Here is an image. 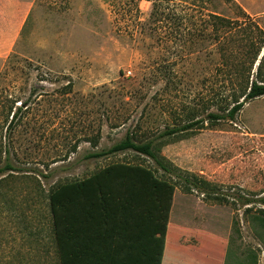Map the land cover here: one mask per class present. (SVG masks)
Masks as SVG:
<instances>
[{"label":"rangeland","instance_id":"obj_1","mask_svg":"<svg viewBox=\"0 0 264 264\" xmlns=\"http://www.w3.org/2000/svg\"><path fill=\"white\" fill-rule=\"evenodd\" d=\"M54 1L0 0V47L9 46L0 53V167H15L0 174V264H59L49 194L111 164L172 183L171 223L183 218L217 236L206 241L209 257L264 264V96L234 120L207 119L226 115L246 86H219L221 22L212 15L232 23L244 55L234 27L251 19L264 31V0H167L158 29L155 0ZM191 119L203 122L159 138ZM128 131L154 140L172 172L134 151L86 158Z\"/></svg>","mask_w":264,"mask_h":264},{"label":"trees","instance_id":"obj_2","mask_svg":"<svg viewBox=\"0 0 264 264\" xmlns=\"http://www.w3.org/2000/svg\"><path fill=\"white\" fill-rule=\"evenodd\" d=\"M51 2L56 5L54 0ZM169 9V1L155 0L151 14L155 29L163 25L167 18L164 11ZM243 17L247 15L243 13ZM212 18L221 22L216 25L214 35L222 60L217 71L221 79L217 80L219 86L230 89L242 79L246 86L243 100H237L226 115L210 113L207 119L234 120L247 102L264 96V31L251 19L238 20L234 28L244 33L239 46L248 49L247 54L241 55L234 47L232 23L217 15ZM15 117L16 113L11 124ZM201 122L202 119H191L158 136L187 132ZM153 145L154 140L137 142L128 131L110 148L89 153L86 158L100 159L134 151L171 173L172 169L154 151ZM7 171H15L8 159L0 167V174ZM185 180L193 188L203 190L198 182ZM175 191L172 183L159 178L151 169L127 164H111L83 180L58 186L48 200L59 264H162Z\"/></svg>","mask_w":264,"mask_h":264},{"label":"crops","instance_id":"obj_3","mask_svg":"<svg viewBox=\"0 0 264 264\" xmlns=\"http://www.w3.org/2000/svg\"><path fill=\"white\" fill-rule=\"evenodd\" d=\"M8 48L0 47V53ZM170 230H173L172 235ZM216 239L215 235L209 238L206 231L203 233L200 224L191 225L183 218L171 223L170 217L162 264H223L220 253L216 261L207 252L206 241L216 243Z\"/></svg>","mask_w":264,"mask_h":264}]
</instances>
